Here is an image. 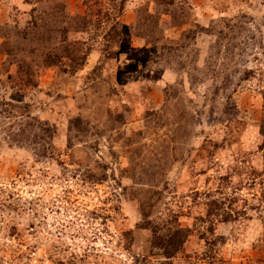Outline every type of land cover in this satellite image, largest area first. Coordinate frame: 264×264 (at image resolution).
I'll return each mask as SVG.
<instances>
[{"label": "rangeland", "instance_id": "obj_1", "mask_svg": "<svg viewBox=\"0 0 264 264\" xmlns=\"http://www.w3.org/2000/svg\"><path fill=\"white\" fill-rule=\"evenodd\" d=\"M0 264H264V0H0Z\"/></svg>", "mask_w": 264, "mask_h": 264}]
</instances>
